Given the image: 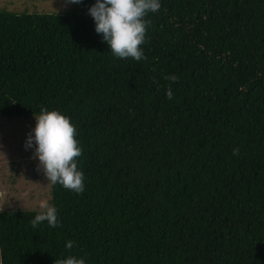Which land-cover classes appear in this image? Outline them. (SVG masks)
<instances>
[{
    "label": "trees",
    "instance_id": "obj_1",
    "mask_svg": "<svg viewBox=\"0 0 264 264\" xmlns=\"http://www.w3.org/2000/svg\"><path fill=\"white\" fill-rule=\"evenodd\" d=\"M95 2L0 10V118L67 116L85 185L49 183L55 228L1 212L0 264H264V0H159L141 61L111 54Z\"/></svg>",
    "mask_w": 264,
    "mask_h": 264
},
{
    "label": "clouds",
    "instance_id": "obj_2",
    "mask_svg": "<svg viewBox=\"0 0 264 264\" xmlns=\"http://www.w3.org/2000/svg\"><path fill=\"white\" fill-rule=\"evenodd\" d=\"M65 4H78L81 0H64ZM159 0H96L88 9V14L95 23V32L102 34L113 56L118 59L132 58L135 61L146 60L141 45L145 42L146 30L150 21L145 19L149 13L158 12ZM170 85L178 81L175 75L164 76ZM166 97L173 98L172 88L166 90ZM35 127L28 134L25 150L33 147V158L38 160L37 168L42 170L48 183L81 194L84 191V173L78 170L77 158L82 154L76 137V128L70 119L59 111L42 108L39 115H34ZM239 149H233L238 155ZM4 207H0V212ZM50 227L60 226L57 210L44 204L42 210L29 222L35 228L42 222ZM73 241H68L66 249H72ZM54 264H85L83 258L74 255L57 259Z\"/></svg>",
    "mask_w": 264,
    "mask_h": 264
},
{
    "label": "rangeland",
    "instance_id": "obj_3",
    "mask_svg": "<svg viewBox=\"0 0 264 264\" xmlns=\"http://www.w3.org/2000/svg\"><path fill=\"white\" fill-rule=\"evenodd\" d=\"M72 4L64 0H0V10L26 13H63ZM35 127L34 117L0 118V207L5 211H41L50 205L49 183L33 147L25 150L28 134ZM1 213V212H0Z\"/></svg>",
    "mask_w": 264,
    "mask_h": 264
}]
</instances>
